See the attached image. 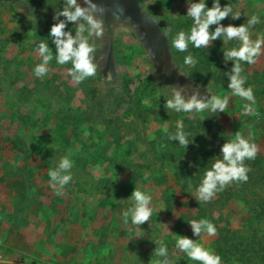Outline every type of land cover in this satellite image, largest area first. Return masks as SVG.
Here are the masks:
<instances>
[{
    "label": "rangeland",
    "instance_id": "rangeland-1",
    "mask_svg": "<svg viewBox=\"0 0 264 264\" xmlns=\"http://www.w3.org/2000/svg\"><path fill=\"white\" fill-rule=\"evenodd\" d=\"M128 1V11L103 17V38H89L96 56L106 57L96 75L75 83L67 74L71 63L57 64L49 35L64 0H22L17 7L0 0V264H199L175 247L181 236L218 254L221 264H264V54L254 65L241 62L258 113L245 115L249 102L228 88L234 61L224 60V51L238 48L239 40L221 37L201 47L213 59L206 66L191 43L186 52L171 44L180 31L190 34L188 0ZM205 3L211 8L213 0ZM220 4L241 14L235 20L229 14L221 25L247 26L256 15L260 22L250 28L251 38L264 35V0ZM75 30L67 22L65 31L75 36ZM40 42L53 59L48 74L37 77ZM189 55L194 66L184 64ZM174 85H189L186 97L192 87L209 100L227 96L228 108L168 110L164 104ZM177 121L187 148L169 139ZM238 131L259 149L254 160L245 161L248 181L233 182L211 202L199 203L196 189L178 180L182 165L200 166L204 157L205 172L210 170ZM6 138L16 145L6 146ZM22 149L41 158L40 165L25 163ZM63 157L73 163V179L57 194L48 172ZM44 165L48 169L41 171ZM135 189L152 197V216L139 229L123 217L134 205ZM201 219L216 226L215 236L193 234L191 221ZM161 242L168 254L158 257Z\"/></svg>",
    "mask_w": 264,
    "mask_h": 264
},
{
    "label": "clouds",
    "instance_id": "clouds-1",
    "mask_svg": "<svg viewBox=\"0 0 264 264\" xmlns=\"http://www.w3.org/2000/svg\"><path fill=\"white\" fill-rule=\"evenodd\" d=\"M83 3L85 6L78 4L77 0H64L62 11H57L53 17L57 23L52 25L49 33L56 47L55 59L57 64L71 63L72 67L67 70V74L75 83H81L87 78L95 76L98 68L106 59L104 56L98 58L95 44L89 42L91 37L103 38L105 35L106 28L103 18L105 9L93 0H83ZM229 14L234 20L239 19L241 15L239 12L233 14V9L228 4L221 7L220 0H213L211 8L207 7L205 0H199L198 3L188 0L187 16L193 20L190 34L180 31L171 41V44L176 50L186 52L189 43L196 48H208L212 41L221 37L226 38V40H239L240 46L238 48L224 51L225 62L234 61L231 73L227 74L230 81L228 88L231 89L234 96L249 102L244 104L245 115H258L254 109L253 89L245 87L247 77L241 74L243 71L241 62L254 65L257 63L258 57L264 54L262 52L264 35L258 34L257 38L253 40L250 33V28L258 24L260 20L258 16L253 15L248 19L247 26L245 24L240 26L229 24L224 27L220 22L226 19ZM61 16L65 19L60 20L59 17ZM32 18L29 17V19ZM114 18L119 20L120 16L115 15ZM67 22L76 25L75 36L70 31H65ZM212 25H216V28L210 32L209 29ZM167 31L171 32L172 29L168 28ZM38 51L43 60L35 67L34 73L37 77H42L48 74L49 68L47 66L53 56L45 43L40 42ZM195 63L196 61L191 55L184 58V64L187 66H194ZM188 90L189 85L171 86V98L166 100L164 107L178 113H193L194 111L196 113L205 110H210L213 113L226 112L229 97L221 98L214 94L209 100L201 96L196 87H192V94L186 97L184 93ZM169 139L176 140L182 147L187 148L189 141L183 130L182 121H177V131L174 135L169 136ZM250 139V137L246 139L238 131L233 140L223 144L221 148L222 159H216L211 169L205 172L194 193L199 203L211 202L218 192L224 191L233 182L246 183L248 181V173L251 168L245 165V161L254 160L259 151L258 146L250 142ZM72 167V161L68 157H63L55 170H49L51 187L57 194L61 193L65 186L72 181ZM131 199L134 201V205L123 212L124 223L128 222L127 218L130 216L132 224L139 229V226L148 222L152 216L153 209L150 207L152 197L139 189H135L131 194ZM190 224L194 235L201 236L203 233L208 236H215L217 234L216 226L207 219L193 220ZM175 247L184 252L190 260L198 261L199 264H221V257L218 254L197 244L190 238L181 236ZM167 254L168 248L161 242L155 250V255L163 257ZM163 264H167V261H164Z\"/></svg>",
    "mask_w": 264,
    "mask_h": 264
},
{
    "label": "trees",
    "instance_id": "trees-1",
    "mask_svg": "<svg viewBox=\"0 0 264 264\" xmlns=\"http://www.w3.org/2000/svg\"><path fill=\"white\" fill-rule=\"evenodd\" d=\"M194 50H196V52H198L200 54V56H204L205 59H200L201 62L206 65V66H210L213 62V59H211L210 56H208L205 52L204 49L202 48H196L194 47ZM247 64V63H246ZM194 123H191V127L188 129V131H193V127H194ZM16 140L14 138H6L4 143L6 144V146L8 147H14L16 144L15 142ZM22 152L24 154L23 159L25 161V163H34L37 166L40 165L41 162V158L38 157H33L30 153H28V151H26L25 149H22ZM206 159L203 157L202 159H199V164H201L200 166H198L197 164H193V163H184L182 165V167L185 169L184 171H181L178 174V180L182 183V186L184 188H194L197 189V187L200 185L204 174H205V167H206ZM47 166H40V170H47Z\"/></svg>",
    "mask_w": 264,
    "mask_h": 264
},
{
    "label": "flooded vegetation",
    "instance_id": "flooded-vegetation-1",
    "mask_svg": "<svg viewBox=\"0 0 264 264\" xmlns=\"http://www.w3.org/2000/svg\"><path fill=\"white\" fill-rule=\"evenodd\" d=\"M4 1L12 2L17 7V5H21L22 0H4ZM93 2L98 3L105 9L104 16H103L105 18V21L109 20L113 12H118L119 10H122L124 12L128 11V8L130 6L128 3L129 2L128 0H101V1L93 0ZM106 32H107V29H106Z\"/></svg>",
    "mask_w": 264,
    "mask_h": 264
}]
</instances>
